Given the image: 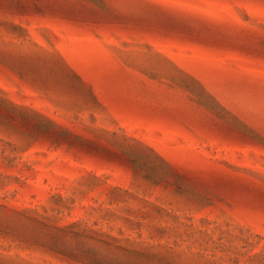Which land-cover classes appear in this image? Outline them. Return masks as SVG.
Returning <instances> with one entry per match:
<instances>
[{
    "label": "rangeland",
    "instance_id": "obj_1",
    "mask_svg": "<svg viewBox=\"0 0 264 264\" xmlns=\"http://www.w3.org/2000/svg\"><path fill=\"white\" fill-rule=\"evenodd\" d=\"M0 264H264V0H0Z\"/></svg>",
    "mask_w": 264,
    "mask_h": 264
}]
</instances>
